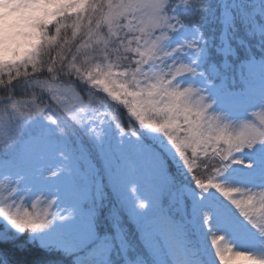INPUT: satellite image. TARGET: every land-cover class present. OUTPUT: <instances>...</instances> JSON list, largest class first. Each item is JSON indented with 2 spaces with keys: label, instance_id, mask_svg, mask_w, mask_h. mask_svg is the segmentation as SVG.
<instances>
[{
  "label": "snow or ice",
  "instance_id": "1",
  "mask_svg": "<svg viewBox=\"0 0 264 264\" xmlns=\"http://www.w3.org/2000/svg\"><path fill=\"white\" fill-rule=\"evenodd\" d=\"M0 93V264H264V0H0Z\"/></svg>",
  "mask_w": 264,
  "mask_h": 264
},
{
  "label": "trees",
  "instance_id": "2",
  "mask_svg": "<svg viewBox=\"0 0 264 264\" xmlns=\"http://www.w3.org/2000/svg\"><path fill=\"white\" fill-rule=\"evenodd\" d=\"M69 35H70V31H69ZM2 94V93H0ZM119 116H120V122L123 124L124 126V129L125 131H128V124H129V121H128V118H127V112L123 109H118L117 110ZM113 114H116V112H114ZM134 127H136L137 129H139L136 124H133ZM94 163H96L97 167L99 168V176L98 178L100 180H102L105 184L107 183L105 178H104V175H103V170L101 168V163L99 160H96L94 161ZM131 227V226H130Z\"/></svg>",
  "mask_w": 264,
  "mask_h": 264
},
{
  "label": "rangeland",
  "instance_id": "3",
  "mask_svg": "<svg viewBox=\"0 0 264 264\" xmlns=\"http://www.w3.org/2000/svg\"><path fill=\"white\" fill-rule=\"evenodd\" d=\"M125 111H126V110H125ZM136 126L139 128L138 125H136ZM100 163H101V168H102V170H103L104 178H105V180H106V182H107V181H108L107 174H106V172L104 171V168H103V164H102V162H100ZM97 179H99V178L97 177ZM29 210H31V209H29ZM158 240H159V242H160L161 244L164 243L165 238H164L163 234L158 235ZM242 260H243V257H237L234 261L231 262V264H240V261H242Z\"/></svg>",
  "mask_w": 264,
  "mask_h": 264
}]
</instances>
